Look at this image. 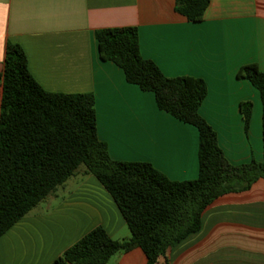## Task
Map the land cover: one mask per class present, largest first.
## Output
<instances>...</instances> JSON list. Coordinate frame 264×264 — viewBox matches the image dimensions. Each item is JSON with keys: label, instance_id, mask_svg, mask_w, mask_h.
I'll list each match as a JSON object with an SVG mask.
<instances>
[{"label": "crops", "instance_id": "0c3cea01", "mask_svg": "<svg viewBox=\"0 0 264 264\" xmlns=\"http://www.w3.org/2000/svg\"><path fill=\"white\" fill-rule=\"evenodd\" d=\"M135 27L140 50L166 77L203 79L200 115L233 165L264 160L260 93L239 70L264 73V0H211L201 22L176 12V0H0V74L8 44L20 45L32 77L48 93L95 97L98 137L112 159L152 164L177 182L199 177V131L158 109L155 95L100 58L96 32ZM3 86L0 85V114ZM253 105L245 130L243 103ZM83 170L0 237V264H52L102 227L115 240L131 232L116 202ZM108 264H147L136 248ZM159 264H264V180L228 194L203 214L200 231Z\"/></svg>", "mask_w": 264, "mask_h": 264}, {"label": "trees", "instance_id": "16d2710c", "mask_svg": "<svg viewBox=\"0 0 264 264\" xmlns=\"http://www.w3.org/2000/svg\"><path fill=\"white\" fill-rule=\"evenodd\" d=\"M210 3L176 0V12L189 22H201ZM96 39L103 61L120 67L129 83L152 92L159 110L198 129L199 177L172 181L150 163L112 159L98 137L95 97L44 91L30 73L23 48L8 44L0 74V237L83 170L113 197L131 238L115 240L98 227L52 264H108L116 254L136 248L145 253L147 264H159L170 249L200 231L212 203L264 180V160L244 165L227 160L217 133L200 115L208 95L206 82L166 77L142 56L137 28L102 29ZM237 77L260 93L264 142V73L257 64H248ZM241 110L248 131L252 103H243Z\"/></svg>", "mask_w": 264, "mask_h": 264}]
</instances>
